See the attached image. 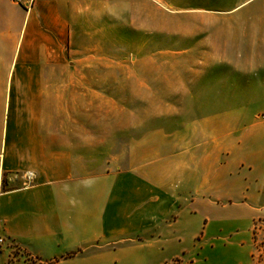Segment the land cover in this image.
<instances>
[{"label": "crops", "instance_id": "crops-1", "mask_svg": "<svg viewBox=\"0 0 264 264\" xmlns=\"http://www.w3.org/2000/svg\"><path fill=\"white\" fill-rule=\"evenodd\" d=\"M107 2L0 0V264H257L263 116L238 107L149 130L118 158L85 130L100 123L80 101Z\"/></svg>", "mask_w": 264, "mask_h": 264}, {"label": "rangeland", "instance_id": "rangeland-1", "mask_svg": "<svg viewBox=\"0 0 264 264\" xmlns=\"http://www.w3.org/2000/svg\"><path fill=\"white\" fill-rule=\"evenodd\" d=\"M108 2L115 17L111 10L104 17L101 3L104 58L84 61L97 75L83 77L80 110L100 119L85 130L115 140L117 158L131 137L149 130L238 107L249 118L264 115V0ZM254 238L255 260L264 264V221Z\"/></svg>", "mask_w": 264, "mask_h": 264}, {"label": "built area", "instance_id": "built-area-1", "mask_svg": "<svg viewBox=\"0 0 264 264\" xmlns=\"http://www.w3.org/2000/svg\"><path fill=\"white\" fill-rule=\"evenodd\" d=\"M15 3L22 5L24 7L30 8L33 5V0H13ZM264 118V115H263ZM33 173L29 172L27 174V177L30 179L32 178ZM7 242V237L4 232V227H3V221L2 218L0 217V250L3 248V246Z\"/></svg>", "mask_w": 264, "mask_h": 264}]
</instances>
